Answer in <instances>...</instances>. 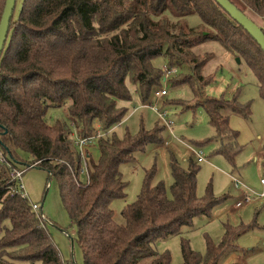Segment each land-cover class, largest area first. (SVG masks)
Listing matches in <instances>:
<instances>
[{
	"label": "trees",
	"instance_id": "obj_1",
	"mask_svg": "<svg viewBox=\"0 0 264 264\" xmlns=\"http://www.w3.org/2000/svg\"><path fill=\"white\" fill-rule=\"evenodd\" d=\"M231 2L253 20L251 14L258 16L264 33V0ZM4 6L0 0V20ZM192 14L199 15L198 25L187 23ZM210 39L247 61L264 97V52L216 0H23L0 57V147L7 159L0 162V264H65L46 218L14 191L11 174L20 162L47 170L59 183L83 264H171L170 253L158 251L156 242L208 215L215 200L197 196L196 163L182 167L172 160L171 196L164 182L153 184V166L137 199L122 209L123 222H116L111 204L125 197L126 184L120 164L145 144L162 143L159 124L119 136L116 127L128 111L119 101L132 99L130 83L143 104H152L164 82L154 59L163 57L181 68L173 83L190 84L220 152L233 161L237 132L228 114L250 116V110L235 98L198 100L211 81L203 67L212 53L193 47ZM51 108L64 115L49 118ZM74 131L79 138L98 137L94 149L86 148L88 172L82 171ZM247 228L226 225L218 243L207 241L205 253L183 239L181 264H218L239 249L237 237Z\"/></svg>",
	"mask_w": 264,
	"mask_h": 264
},
{
	"label": "rangeland",
	"instance_id": "obj_2",
	"mask_svg": "<svg viewBox=\"0 0 264 264\" xmlns=\"http://www.w3.org/2000/svg\"><path fill=\"white\" fill-rule=\"evenodd\" d=\"M22 2L17 0L15 17L19 14ZM168 16L173 18L170 13ZM251 16L262 24L258 16ZM186 20L190 26L201 22L197 14L187 16ZM193 50L200 54L212 53L211 59L203 67V74L210 75L211 81L203 87L198 100L206 97L235 98L241 105H249L250 116L232 112L228 114L230 127L237 132L235 146L238 150L234 160H228L220 152L219 141L215 140V130L208 114L201 104L195 103L190 84L173 83L172 79L181 68L178 67V72L172 77L164 79L162 88L168 93L165 97L159 98L154 94L151 97V105L160 110H168V119L173 122L171 128L166 126L149 104L141 102L135 85L129 83L132 99L119 101V105L127 107L128 111L116 127L118 135L121 136L125 129L137 133L142 127L150 130L159 124L162 127L159 134L162 143L149 142L134 153L133 160L120 164L119 171L126 182L125 197L112 201L115 220L117 223L123 222L122 209L137 199L146 173L153 166L156 167L153 184L164 182L171 196L172 160H176L182 167H188L190 162H194L198 167L197 196L212 198L215 203L208 215L193 217L191 223L183 225L178 233L158 240V251H168L171 264H181L183 239L188 240L193 250L205 253L207 241L218 243L226 225H244L248 228L236 241L239 249L222 258L218 264H264V197H259L264 192L261 181L264 178V97L247 61L226 51L217 40L210 39L196 44ZM167 63L161 56L154 59V64L160 68ZM63 115L62 108H51L48 111L49 118ZM89 148L94 149L93 146ZM194 150H201L205 160L198 162ZM22 156L27 161L31 160L26 153ZM18 167L24 171L22 183L28 198L31 203L40 205L39 212L46 217L47 229L64 263L83 264L84 256L77 241V227L63 201L57 180L38 166L20 162ZM81 178L86 179V175L82 173ZM244 192L251 195V200L243 201ZM238 202H241L239 206Z\"/></svg>",
	"mask_w": 264,
	"mask_h": 264
},
{
	"label": "built area",
	"instance_id": "obj_3",
	"mask_svg": "<svg viewBox=\"0 0 264 264\" xmlns=\"http://www.w3.org/2000/svg\"><path fill=\"white\" fill-rule=\"evenodd\" d=\"M161 71H162V73L164 75V79H167V78H170L173 75H175L178 72V68L167 63L161 68ZM167 94H168L167 90L162 88V87L160 88V90L158 89L154 93V95L159 97V98L164 97ZM150 107L155 112H157V114L159 115V117L162 120H164V122H165L167 127H169V128L172 127L173 122H172V120L168 119V115H169L168 110H160L156 106L151 105V104H150ZM75 138H76L75 144L77 145L78 149L81 152V155L83 156L82 171L83 172H88V164H87V161H86V148L95 146L98 137L92 136V137H86V138H79V137L75 136ZM92 142H94V143H92ZM193 152H194L198 162H202V161L205 160V156H204V154L202 153L201 150H199V151L194 150ZM5 161H7L6 156L4 154L3 149L0 147V162H5ZM23 172L24 171L22 169L15 168L13 170L12 174H11V177H12L13 180H16V183H17V187H16V189H14V191H17L23 198H28V195L26 193L24 184L22 183ZM261 181L264 184V178H262ZM259 197H261V198L264 197V192L259 194ZM249 200H251V195L244 192L243 201H249ZM240 204H241V202H238L237 206H239ZM31 205H32V209L35 212L38 213L39 217L46 218V217H44L42 215V213L39 212L40 211L39 210L40 209V205L38 203L32 202Z\"/></svg>",
	"mask_w": 264,
	"mask_h": 264
},
{
	"label": "water",
	"instance_id": "obj_4",
	"mask_svg": "<svg viewBox=\"0 0 264 264\" xmlns=\"http://www.w3.org/2000/svg\"><path fill=\"white\" fill-rule=\"evenodd\" d=\"M217 3L237 21L250 36L260 45L264 52V33L260 24L254 21L247 13L240 10L231 0H216ZM17 0H5V6L0 20V57L7 40L10 22L15 10ZM239 61V59H238Z\"/></svg>",
	"mask_w": 264,
	"mask_h": 264
}]
</instances>
